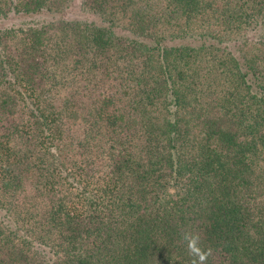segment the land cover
<instances>
[{
	"label": "trees",
	"instance_id": "1",
	"mask_svg": "<svg viewBox=\"0 0 264 264\" xmlns=\"http://www.w3.org/2000/svg\"><path fill=\"white\" fill-rule=\"evenodd\" d=\"M70 1L0 0V264H264V0Z\"/></svg>",
	"mask_w": 264,
	"mask_h": 264
},
{
	"label": "rangeland",
	"instance_id": "2",
	"mask_svg": "<svg viewBox=\"0 0 264 264\" xmlns=\"http://www.w3.org/2000/svg\"><path fill=\"white\" fill-rule=\"evenodd\" d=\"M81 0H71L68 5L65 7V11L61 16L65 20H82L86 22H92L97 24V18L92 13L85 11L81 5ZM57 17V16H55ZM52 17L45 14H36V15H22L9 13L5 17H0V29H26L27 27H39L44 22L46 23ZM97 19V20H96Z\"/></svg>",
	"mask_w": 264,
	"mask_h": 264
},
{
	"label": "clouds",
	"instance_id": "3",
	"mask_svg": "<svg viewBox=\"0 0 264 264\" xmlns=\"http://www.w3.org/2000/svg\"><path fill=\"white\" fill-rule=\"evenodd\" d=\"M183 239L187 243L190 254L197 258V264H205L207 257L211 255V250L204 251L198 246L199 237L189 232L183 234Z\"/></svg>",
	"mask_w": 264,
	"mask_h": 264
}]
</instances>
